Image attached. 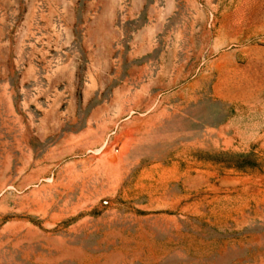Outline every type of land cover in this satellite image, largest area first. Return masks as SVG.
<instances>
[{
  "label": "rangeland",
  "instance_id": "1",
  "mask_svg": "<svg viewBox=\"0 0 264 264\" xmlns=\"http://www.w3.org/2000/svg\"><path fill=\"white\" fill-rule=\"evenodd\" d=\"M0 264H264V0H0Z\"/></svg>",
  "mask_w": 264,
  "mask_h": 264
}]
</instances>
